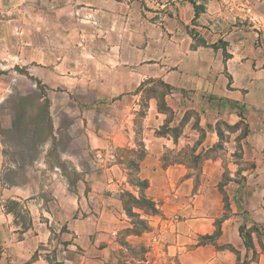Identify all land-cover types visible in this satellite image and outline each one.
I'll use <instances>...</instances> for the list:
<instances>
[{
	"label": "crops",
	"instance_id": "0c3cea01",
	"mask_svg": "<svg viewBox=\"0 0 264 264\" xmlns=\"http://www.w3.org/2000/svg\"><path fill=\"white\" fill-rule=\"evenodd\" d=\"M200 2L204 10L195 18V24L190 25L198 30L196 37L186 30H173V35L154 39L158 40L157 49L149 47L151 42L142 49L150 56L140 64L139 72L143 79L162 80L172 86L165 98L173 110L171 122L176 119L177 125L181 121L183 125L176 139L170 132L159 133L166 114L157 109L154 97L148 100L147 122L142 128L146 155L140 162L139 175L148 180L146 194L157 203L159 212L142 215L149 229L141 235H125V240L131 243L137 239L146 247L147 254L162 255L178 264H235L233 251L217 249L209 242L199 244V238L212 235L215 221L224 214L217 194H222L218 184L222 172L227 170L219 168L230 158L238 166L245 154L238 158L232 151L223 156L202 157L200 182L195 187L190 167L179 159L165 157L164 153L168 148L194 147L195 154L202 155L207 150H222L230 145L249 152L255 163L251 171L236 168L226 173L230 180L223 190L229 198L230 210L215 238L218 244L230 245L244 253L238 227L243 223L264 226V156L260 153L264 149V12L257 13L249 7L248 12L239 14L238 22H232L219 9L217 0H197ZM178 13L185 26L194 18L193 6L187 0H180ZM219 40L226 42L227 57L223 56L222 47L211 46L218 45ZM166 42L164 47L162 44ZM112 83L109 94L123 92L128 82L114 79ZM240 120L248 127L244 137H239ZM35 169L27 171L24 183L12 185L2 183L0 172V198L23 203L28 215L25 220L20 219L0 200V258L12 264L113 262L118 250L115 237L118 225L106 223L102 215L110 214L117 223L118 208L102 205L97 188L87 195L70 190L61 171L53 172L54 187H47L50 199H46L40 179L31 176L41 171ZM160 179L166 182L163 188L158 185ZM251 180H257L258 184ZM55 214V223L66 224V230L55 229L60 239L52 237ZM253 240L258 248L255 234ZM75 247L81 249L79 258L65 256ZM262 259L264 253L259 261Z\"/></svg>",
	"mask_w": 264,
	"mask_h": 264
},
{
	"label": "rangeland",
	"instance_id": "374dc122",
	"mask_svg": "<svg viewBox=\"0 0 264 264\" xmlns=\"http://www.w3.org/2000/svg\"><path fill=\"white\" fill-rule=\"evenodd\" d=\"M179 2L0 0L1 181L22 184L27 179V171L33 167L41 170L31 176L40 179L46 199H50L47 187H54L53 172L61 171L72 191L87 195L97 188L103 198L102 205L118 208L120 214L117 223L110 214L102 215L106 223L118 225L115 259L103 264H144L138 262L143 257L142 242L133 239L130 251L119 244L125 239L126 229L122 226L132 227L131 223L136 221L125 213L121 194L129 190L138 195L137 188L129 183L137 171L127 164L136 154L126 149L139 148L137 143L142 140V128L147 122L144 105L148 103V88L152 84L148 85L138 70L150 56L143 52V47L151 42L149 47L157 49L155 41L158 40L154 39L173 35V30L198 35V30L190 27L195 19L187 26L181 24ZM198 4L204 6L202 2ZM217 4L232 22H238L239 14L248 12L249 7L257 13L264 12V0H217ZM162 45L165 47L167 42ZM114 79L128 82L123 92L109 94ZM153 85L156 90L162 89L156 83ZM171 119L173 115L167 113L160 132L178 135L183 121L177 125L176 119L173 122ZM237 147L207 150L198 163L192 162L189 148H168L164 156L189 166L196 187L204 156H223L234 151L241 158L245 154L238 166L233 158L223 162L219 170L227 171L222 172L219 181L226 179L229 169L251 171L255 163L249 152ZM260 153L264 156V149ZM251 181L258 184L257 180ZM158 185L165 187V180H158ZM217 195L222 200V194ZM81 197L85 203L83 194ZM210 198L213 200V195ZM0 200L20 219L28 217L23 203L4 197ZM221 210L224 213L223 202ZM52 220V237L60 239L55 229L66 230V224L55 223L56 214ZM260 239L264 241L261 233ZM144 248L148 264H178L162 255H149ZM79 254L81 249L75 247L65 256L73 259L79 258ZM9 261L0 258V264H12ZM255 264H264V260Z\"/></svg>",
	"mask_w": 264,
	"mask_h": 264
},
{
	"label": "trees",
	"instance_id": "16d2710c",
	"mask_svg": "<svg viewBox=\"0 0 264 264\" xmlns=\"http://www.w3.org/2000/svg\"><path fill=\"white\" fill-rule=\"evenodd\" d=\"M188 1L192 4L193 9H194V18H193L194 20L199 15V13L203 11L204 6H201L202 4H198L196 0H188ZM190 35L193 38L196 37L192 34ZM202 42L204 41L202 40ZM219 42L222 43V46H218L216 44H211V46L213 48L222 47L223 56L227 57L229 54L226 51V42L222 40H219ZM146 81L148 82V85L150 83L152 84V86H149L148 88L150 92L148 100L154 97L157 100V109L160 112L165 113V114L170 113L171 115H173V110L167 104L166 99H165L166 96L171 93V90L173 89L172 86L169 85L168 83H165L162 80L148 79ZM154 83H156L157 86L161 87L162 89L156 90V88L153 85ZM147 107H148V103L144 105V108H147ZM241 118L243 117L241 116ZM238 125L239 126L243 125V129L242 131L240 130L241 132L239 134V137H244L245 135H247L248 133L247 124L243 120H240ZM159 133H162V132L159 131ZM179 133L180 132H178V135ZM218 134L220 137H222V134L220 133V131H218ZM178 135L173 134L172 136L174 137V139H176ZM137 145L139 147L138 149H133V148L126 149L127 152H130V153L132 152L136 154L135 158L133 159L130 158L127 160V164L134 167L137 171L136 174H134V176L130 178L129 183L132 187L137 188L136 193H138V195L132 193L129 190H124L121 194V204H122V207L125 213L127 214V216L136 219L135 222L133 221L131 223L132 227L126 228L125 235H130V234L141 235L143 232L147 231L149 229V225H148L147 220L142 215L156 214L159 212L157 203L151 198H149L146 194V191L149 187L148 180L146 178H142L139 175V165L146 155V149L144 147V143L142 140H140L137 143ZM239 149H240V146H239ZM189 151L191 153L192 162L198 163L199 158H201V155L195 154L194 147L190 148ZM227 180H230V178H227L226 176V179L223 181H220L218 184V188L222 193V202H223V207H224L225 212L220 219H217L215 221L214 224H215L216 230L214 231V233L212 235H205V236L200 237L199 244L209 242V243H212L217 249L227 248L233 251L236 255L235 264H255L258 262L260 255L264 253V241L260 239V233L264 236L263 227L259 228L258 225L255 223L252 224L251 226H247L246 223H243L238 227L239 235L242 238L245 249H246L245 254L243 256L241 255L240 251L235 250L230 245H226V244L220 245L215 240V238L220 234L221 222L224 218H226V216L228 215V211L230 210L229 198L226 192L223 190V185L226 184ZM263 209H264V206H263ZM253 234H255L257 237L259 249L255 247L254 240H253ZM119 244L125 247L129 251L133 249L131 243H129L125 239L120 241ZM141 249L143 251V257L138 259V262H143L144 264H148L146 250L143 246H141Z\"/></svg>",
	"mask_w": 264,
	"mask_h": 264
}]
</instances>
